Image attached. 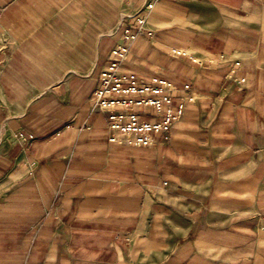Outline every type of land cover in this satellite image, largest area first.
<instances>
[{
    "label": "crops",
    "instance_id": "obj_1",
    "mask_svg": "<svg viewBox=\"0 0 264 264\" xmlns=\"http://www.w3.org/2000/svg\"><path fill=\"white\" fill-rule=\"evenodd\" d=\"M140 4L0 0V264H264V0H157L120 71L183 111L145 147L91 101Z\"/></svg>",
    "mask_w": 264,
    "mask_h": 264
},
{
    "label": "built area",
    "instance_id": "obj_2",
    "mask_svg": "<svg viewBox=\"0 0 264 264\" xmlns=\"http://www.w3.org/2000/svg\"><path fill=\"white\" fill-rule=\"evenodd\" d=\"M156 2L157 0H141L138 8L121 13L119 23L123 26L122 31L110 50L106 65L99 73L91 99L94 108L107 113L112 131L120 133L134 145L142 147L151 145L153 134L160 133L166 137L173 122L183 111L182 104L177 105L175 109L172 108L171 92L174 86L167 79L153 76L148 81H142L133 73L120 71L130 44L138 34L147 31L151 35V31L145 27V21ZM239 81L243 82L244 79L240 78ZM184 89H188V85H184ZM138 108L158 111L160 119L155 122L147 121L137 111Z\"/></svg>",
    "mask_w": 264,
    "mask_h": 264
},
{
    "label": "rangeland",
    "instance_id": "obj_3",
    "mask_svg": "<svg viewBox=\"0 0 264 264\" xmlns=\"http://www.w3.org/2000/svg\"><path fill=\"white\" fill-rule=\"evenodd\" d=\"M123 12H124V11H123ZM123 12H122V13H123Z\"/></svg>",
    "mask_w": 264,
    "mask_h": 264
}]
</instances>
